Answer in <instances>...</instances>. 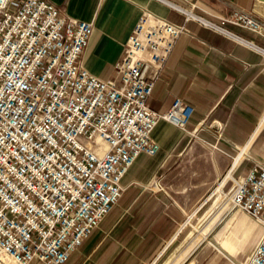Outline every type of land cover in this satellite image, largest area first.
<instances>
[{"label":"built area","instance_id":"1","mask_svg":"<svg viewBox=\"0 0 264 264\" xmlns=\"http://www.w3.org/2000/svg\"><path fill=\"white\" fill-rule=\"evenodd\" d=\"M175 8L235 38L195 3ZM223 20L264 33V14L236 9ZM92 31L48 0H0V264H63L116 205L137 157L158 151L157 124L185 129L191 117L179 98L147 106L184 25L145 10L108 79L80 62ZM209 128L220 137V122ZM231 203L261 226L246 264H264V164L251 161Z\"/></svg>","mask_w":264,"mask_h":264},{"label":"crops","instance_id":"2","mask_svg":"<svg viewBox=\"0 0 264 264\" xmlns=\"http://www.w3.org/2000/svg\"><path fill=\"white\" fill-rule=\"evenodd\" d=\"M48 1L69 17L93 23L80 62L101 79L112 77L125 42L145 10L187 29L175 40L147 99V106L154 111L168 108L176 98L189 104L193 111L187 126L182 129L168 121L157 124L152 138L159 145L158 151L137 157L122 179L124 190L116 205L63 263L155 264L193 216L206 207L228 166L232 147L237 155L230 170L249 146L255 155L249 158L264 164V55L239 40L264 49V33L223 20L236 9L261 19L264 0ZM193 3L199 8L196 12L208 14L235 38L186 20L175 8L188 9ZM211 120L222 124L217 130L220 137L209 128ZM223 180L215 191L221 190ZM234 212L231 206L229 215L234 217ZM238 223L253 236L261 232V226L246 217ZM200 231L201 227L194 225L185 245ZM236 243L244 242L233 234L222 243L210 241L230 259L234 258ZM181 251L177 248L174 254ZM198 257H190L187 263L193 264Z\"/></svg>","mask_w":264,"mask_h":264},{"label":"rangeland","instance_id":"3","mask_svg":"<svg viewBox=\"0 0 264 264\" xmlns=\"http://www.w3.org/2000/svg\"><path fill=\"white\" fill-rule=\"evenodd\" d=\"M232 149L234 150H230L231 155L228 156V166L225 171H223L220 181H218L219 184L224 179L221 190L215 191L218 186L217 184L209 196L206 207L202 208L193 216L189 223L183 228L178 239L155 264H170L171 262V264H186L188 259L194 255H199V257L193 264H201V261H206L205 264H217L219 261H227V264H246V259L256 244L260 233L257 232L254 236L246 233L243 228H240L238 219L246 217V220L250 223H258L250 219V217L243 212L235 210L234 217H232L229 215V211L232 206L231 194L236 186V181L240 178L241 174L248 169L251 161L257 159H249V155L253 158L255 157L254 154H251L252 149L249 146L244 156L238 160L235 167L230 170L229 168L233 158L237 155L236 148L232 147ZM194 225L201 227V231L195 239L188 245H185V237L192 231ZM230 233L244 242L243 244L236 243L237 247L235 248L233 259L226 257L210 244L211 240L222 243L228 237L232 236ZM177 248L182 250L179 255H177V253L174 254ZM187 264H189V262Z\"/></svg>","mask_w":264,"mask_h":264},{"label":"bare ground","instance_id":"4","mask_svg":"<svg viewBox=\"0 0 264 264\" xmlns=\"http://www.w3.org/2000/svg\"><path fill=\"white\" fill-rule=\"evenodd\" d=\"M244 176V175H243ZM243 176H241L236 182H239L243 179ZM218 188V187H217ZM259 224V223H258ZM260 225V224H259Z\"/></svg>","mask_w":264,"mask_h":264}]
</instances>
